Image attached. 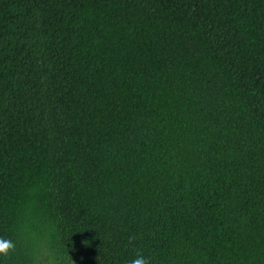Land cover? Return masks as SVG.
Wrapping results in <instances>:
<instances>
[{
    "label": "trees",
    "instance_id": "1",
    "mask_svg": "<svg viewBox=\"0 0 264 264\" xmlns=\"http://www.w3.org/2000/svg\"><path fill=\"white\" fill-rule=\"evenodd\" d=\"M0 238L264 264V0H0Z\"/></svg>",
    "mask_w": 264,
    "mask_h": 264
},
{
    "label": "clouds",
    "instance_id": "2",
    "mask_svg": "<svg viewBox=\"0 0 264 264\" xmlns=\"http://www.w3.org/2000/svg\"><path fill=\"white\" fill-rule=\"evenodd\" d=\"M135 240L134 236L129 237L131 244ZM15 243L10 239L0 238V256L6 257L15 250ZM72 261V260H71ZM130 264H150L149 259L143 254L137 253L135 258L130 261Z\"/></svg>",
    "mask_w": 264,
    "mask_h": 264
}]
</instances>
